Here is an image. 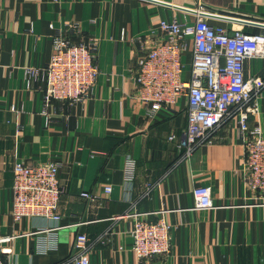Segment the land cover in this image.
<instances>
[{
	"label": "crops",
	"instance_id": "crops-1",
	"mask_svg": "<svg viewBox=\"0 0 264 264\" xmlns=\"http://www.w3.org/2000/svg\"><path fill=\"white\" fill-rule=\"evenodd\" d=\"M158 1L0 0V236L14 235L7 243L12 264H62L79 232L95 241L108 230L109 239L92 246L91 264H137L129 233L133 217L126 214L134 210L149 213L150 220L163 215L173 225L171 253L151 264H264V205L252 202L243 180L236 120L218 132L215 143L184 157L178 140L168 137L185 129L186 101H179L174 114L151 120L135 98L136 36L151 33L161 19L192 21L194 14L176 6L190 9L200 2L213 15L264 22V0ZM208 20L248 33L264 31L218 16ZM69 23L79 25L77 32L69 31L73 41L99 39L100 74L84 103L46 104L45 81L31 78L28 69L50 61L53 36ZM192 44L189 40L184 55L187 74ZM254 76L264 77L263 58L246 61V77ZM257 102L259 112L250 114V124L259 122L264 133V90ZM52 159L62 161L59 176L67 185L62 219L15 221L10 214L14 162ZM129 159L135 161L132 180L126 179ZM148 183L153 188L142 197ZM107 184L113 186L110 194L104 193ZM202 184L211 186L218 207L193 208L192 190ZM82 191L101 199L90 202ZM116 215L123 216L113 219Z\"/></svg>",
	"mask_w": 264,
	"mask_h": 264
},
{
	"label": "built area",
	"instance_id": "built-area-1",
	"mask_svg": "<svg viewBox=\"0 0 264 264\" xmlns=\"http://www.w3.org/2000/svg\"><path fill=\"white\" fill-rule=\"evenodd\" d=\"M187 11L194 14L192 21L177 16L161 19L151 33L135 37L139 49L135 98L151 120L159 114H174L179 101H186V127L179 137L175 133L168 137L169 141L178 140V147L185 149L184 157L203 145L215 143L218 132L236 120L237 137L244 148L243 180L252 202L264 205V133L259 122L250 124V114L259 112L257 98L264 90V77H246V61L264 59V31L248 33L212 25L208 18L213 12L202 2ZM50 26L53 28L54 24ZM78 30L77 23L58 28L53 36L50 61L43 67L28 69L31 78L40 75L45 81L46 104L54 99L84 103L94 93L100 74L97 64L100 41L92 37L73 41L69 31ZM189 40L193 47L187 74L184 55ZM11 110L15 111L16 107L12 106ZM48 122L49 117L47 125ZM61 166L62 161L58 159L35 164L25 160L14 162L10 214L15 221L33 217L55 222L62 219L59 208L67 185L59 176ZM134 174L135 161L129 159L126 179L132 180ZM152 188L148 183L142 197L149 195ZM112 190V184L105 185L104 193L110 194ZM192 194L194 209L219 206L213 200L209 185H196ZM81 196L90 202L101 199V195L88 191H82ZM126 214L133 217L129 233L137 264H151L154 258L171 253L173 225L166 217L150 220L149 213L136 210ZM122 216L116 215L113 219ZM111 233L108 230L91 241L87 233L79 232L72 253L62 264H91L92 246L98 241L105 243ZM13 238L14 235L0 236V264H12L14 253L7 243Z\"/></svg>",
	"mask_w": 264,
	"mask_h": 264
},
{
	"label": "water",
	"instance_id": "water-1",
	"mask_svg": "<svg viewBox=\"0 0 264 264\" xmlns=\"http://www.w3.org/2000/svg\"><path fill=\"white\" fill-rule=\"evenodd\" d=\"M154 1H157V2H161V1H158V0H154ZM163 3V2H162ZM164 4H168V3H164ZM177 8H181V9H184V10H188L187 8L185 7H182V6H176ZM210 16H218L220 18H225V19H231V20H237L239 22H242V23H245V24H251V25H256V26H259L261 28L264 29V22H261V21H253V20H247V19H234L230 16H227V15H221V14H218V15H213V14H209Z\"/></svg>",
	"mask_w": 264,
	"mask_h": 264
},
{
	"label": "trees",
	"instance_id": "trees-1",
	"mask_svg": "<svg viewBox=\"0 0 264 264\" xmlns=\"http://www.w3.org/2000/svg\"><path fill=\"white\" fill-rule=\"evenodd\" d=\"M258 32V31H257Z\"/></svg>",
	"mask_w": 264,
	"mask_h": 264
}]
</instances>
